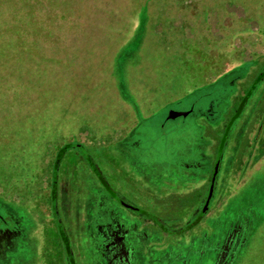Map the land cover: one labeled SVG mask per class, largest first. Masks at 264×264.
Listing matches in <instances>:
<instances>
[{
    "label": "rangeland",
    "instance_id": "obj_1",
    "mask_svg": "<svg viewBox=\"0 0 264 264\" xmlns=\"http://www.w3.org/2000/svg\"><path fill=\"white\" fill-rule=\"evenodd\" d=\"M0 17L2 204L45 196L56 154L72 142L68 156L80 142L101 168L120 151V161L142 173L150 204L160 203L150 195L159 189L192 193L178 197L182 211L197 203L198 190L206 194L225 139L205 231L212 244L245 220L232 264H264V0H0ZM169 110L190 113L169 119ZM125 135V152L110 145ZM81 178L84 187L100 188L87 171ZM190 211L179 212L181 219ZM34 222L29 212L22 220L26 255L2 256L4 264L36 256ZM13 232L0 230V243L3 233L11 243ZM183 239H160L155 261H145L146 245L136 253L145 264H180ZM80 248L82 264H93L86 236ZM187 259L214 260L208 248Z\"/></svg>",
    "mask_w": 264,
    "mask_h": 264
},
{
    "label": "flooded vegetation",
    "instance_id": "obj_2",
    "mask_svg": "<svg viewBox=\"0 0 264 264\" xmlns=\"http://www.w3.org/2000/svg\"><path fill=\"white\" fill-rule=\"evenodd\" d=\"M128 136L115 138L110 141V145L122 150ZM221 140L218 145L223 146L225 140ZM79 143H75L74 151H69L68 156L62 154L66 155L71 150L67 145L73 147L72 142H66L58 151L48 192L41 199H35L28 205L13 204L11 210L9 205L5 206L0 202V230H12L15 236L10 243L11 240L7 238L10 232H7L6 237H3L4 233L1 235L5 239H1L0 258L7 255L15 260L22 253L26 255V232L22 220L27 218L29 212L34 223L39 224L32 227V231L37 230L38 252L36 256H32L30 264H82L83 252L80 246L83 236L92 243V258H95L93 264L98 263L96 259L101 264H145L143 256L141 261L136 253L140 248L145 251V245L148 247L145 261H155L153 252L161 250L160 239L167 241L180 236L186 237L182 240L184 250L179 248L175 254L176 261L180 264H187L190 254L196 255L198 259L207 248L214 258L211 264H232L237 250L244 243L248 226L245 220L236 221L221 231L211 244L208 232L205 231L208 227L207 218L211 214L212 195L207 205L205 204L211 178L206 194H201L198 190L200 195L197 203L189 200L182 211H178V197L191 198L190 192L172 191L164 194L159 189L150 195L160 203L150 204L142 189L146 188L142 173L133 174L128 169L129 166L120 161V151L110 150L105 159L106 166L101 168L94 160V153ZM84 150L87 152L83 153ZM105 170L107 173H104ZM85 171L99 180L100 188L84 187L81 176ZM180 174L184 173L176 175ZM199 187L201 185L195 187V190ZM77 205L81 207L79 211L74 209ZM188 209L192 211L191 216L184 221L181 218L188 214ZM162 211L169 214L162 216ZM184 211L185 214L179 215V212ZM125 214L129 215V219ZM179 233L182 235L177 236ZM182 243L179 242L178 245ZM1 259L0 264H4L5 260Z\"/></svg>",
    "mask_w": 264,
    "mask_h": 264
},
{
    "label": "water",
    "instance_id": "obj_3",
    "mask_svg": "<svg viewBox=\"0 0 264 264\" xmlns=\"http://www.w3.org/2000/svg\"><path fill=\"white\" fill-rule=\"evenodd\" d=\"M189 113H190V110H187V111L169 110L168 118L169 119H174V118L179 117V116H187ZM223 140H225V139H223ZM221 148H222V146L219 147L217 156L215 158V165H214V169H213V173H212V177H211V182H210V187H209L207 199H206V202H205L206 205L209 202V199H210V197L212 195L214 180H215V176H216V173H217L218 164H219V161H220Z\"/></svg>",
    "mask_w": 264,
    "mask_h": 264
},
{
    "label": "trees",
    "instance_id": "obj_4",
    "mask_svg": "<svg viewBox=\"0 0 264 264\" xmlns=\"http://www.w3.org/2000/svg\"><path fill=\"white\" fill-rule=\"evenodd\" d=\"M0 24L2 25V26H4V27H6V20H4L3 18H1L0 17ZM1 27V26H0ZM16 44V43H15ZM16 45H18V46H22V44H21V42L20 43H17ZM8 108V107H7ZM239 110H236L235 111V115H234V117L237 119V117L239 116ZM229 124H231L232 125V123L230 122ZM230 130V129H229ZM229 130L226 132V135H225V137L228 135V133H229ZM5 135H6V133H5ZM5 135L3 136V137H1L0 139H2L3 141H5ZM1 142V141H0Z\"/></svg>",
    "mask_w": 264,
    "mask_h": 264
},
{
    "label": "crops",
    "instance_id": "obj_5",
    "mask_svg": "<svg viewBox=\"0 0 264 264\" xmlns=\"http://www.w3.org/2000/svg\"><path fill=\"white\" fill-rule=\"evenodd\" d=\"M258 50L262 51V48L260 47V48H258Z\"/></svg>",
    "mask_w": 264,
    "mask_h": 264
}]
</instances>
